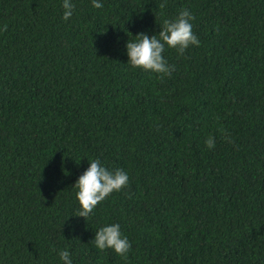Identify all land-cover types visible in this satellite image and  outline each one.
Listing matches in <instances>:
<instances>
[{"label": "trees", "instance_id": "16d2710c", "mask_svg": "<svg viewBox=\"0 0 264 264\" xmlns=\"http://www.w3.org/2000/svg\"><path fill=\"white\" fill-rule=\"evenodd\" d=\"M100 2L0 0V264H264V0ZM184 9L200 45L133 68L127 41ZM93 159L129 184L85 219ZM111 224L127 259L95 247Z\"/></svg>", "mask_w": 264, "mask_h": 264}, {"label": "clouds", "instance_id": "9594fccd", "mask_svg": "<svg viewBox=\"0 0 264 264\" xmlns=\"http://www.w3.org/2000/svg\"><path fill=\"white\" fill-rule=\"evenodd\" d=\"M92 6L102 8L103 4L100 0H92ZM62 7L64 9L63 19L67 21L72 17L75 5L72 0H63ZM159 7L164 8L165 4L161 3ZM194 19L195 17L192 13L184 9L175 20H164L158 37L156 35L149 36L143 32L137 34L135 41L128 40L126 43L128 62L133 68H142L160 74V79H163L164 76H171L173 66L169 65L163 56L165 46L176 49L180 55H183L185 50L191 45L199 46L200 40L192 31L193 25L191 21ZM6 29L7 25H4V30ZM220 131L228 143H233L223 127H221ZM215 143L213 136H209L205 140V144L209 149H213ZM128 184L129 176L126 171L122 169L110 171L99 159L91 160L90 166L79 176L75 183L76 188H78L76 197L81 206L80 211L76 215L87 219L98 204L114 191L119 192ZM93 240L95 247L99 250L113 249L116 254L124 259L128 258V253L132 248L128 238L122 235L119 224H111L99 228L95 232ZM58 255L63 264H73L70 252L67 249L61 250Z\"/></svg>", "mask_w": 264, "mask_h": 264}]
</instances>
